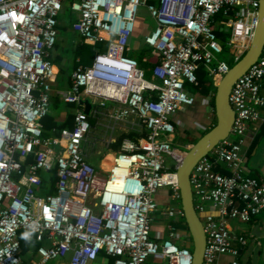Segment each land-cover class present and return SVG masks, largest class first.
Listing matches in <instances>:
<instances>
[{
	"label": "built area",
	"instance_id": "built-area-1",
	"mask_svg": "<svg viewBox=\"0 0 264 264\" xmlns=\"http://www.w3.org/2000/svg\"><path fill=\"white\" fill-rule=\"evenodd\" d=\"M64 2L0 0V264H48L68 256V264H92L101 255L112 264H147L150 258L191 264L187 231L169 224L166 237L151 234L154 213L184 219L181 205L159 206L155 199L167 188L170 200L180 203L176 168L188 148L171 143L173 117L194 104L187 85L197 84L199 66L215 86L230 67L219 55L228 49L236 63L246 52L258 0L66 1L76 5L71 30L94 55L75 67L61 91L66 104L78 107L72 128L46 136L41 120L49 113L56 76L50 55ZM140 7L154 24L144 36L146 67L128 54ZM263 77L264 45L232 85L229 137L190 173L205 233L202 264H218L223 254L239 264L247 241L232 234L230 221L264 214V182L247 173L242 153L250 124L264 123ZM81 97L100 109L111 106L109 118L137 119L144 128V136L121 141L108 169L84 157L91 124ZM20 233L29 243L25 253Z\"/></svg>",
	"mask_w": 264,
	"mask_h": 264
},
{
	"label": "crops",
	"instance_id": "crops-1",
	"mask_svg": "<svg viewBox=\"0 0 264 264\" xmlns=\"http://www.w3.org/2000/svg\"><path fill=\"white\" fill-rule=\"evenodd\" d=\"M67 2L76 3V0H70ZM66 6L69 5L66 4ZM75 10L76 5L74 6V8H72V21L74 20ZM59 22L60 21L58 19V24ZM70 26H68L65 31L68 34V38L67 35H62L61 37H58V40L66 49L71 48V50L74 51L77 45L83 41H81L77 34L71 30ZM146 34H144L143 36H145ZM143 46L144 43L142 44V47ZM129 51H131V49ZM93 55L94 49L93 54L90 55L88 63H79V57H77L75 60L79 64H89L92 60ZM73 56L74 55L71 53H68L67 56H65V53H63L59 49L55 50L54 48L50 55V59L54 66L56 76L55 81L51 85L48 114L52 118L51 121H55L58 124L65 123V126L61 130L65 128H72V120L69 119H71L74 111L76 110V108H78L74 104H66L62 100L61 95V91L66 88L69 81V72L71 74L75 69L68 68V66H71L72 64L74 65ZM60 66H63V71H60ZM260 91L264 96V77L261 82ZM205 98V96L196 93L194 104L178 111L173 117L175 132L170 136L173 146H179L180 148L184 149L189 148L204 134L205 131H208L214 125L215 115L213 110L208 106V104H206ZM81 100L82 97L80 98V103ZM90 104L92 105V112L88 114V116L91 119V117L95 115V113H98L100 108L94 105L91 101ZM70 123L71 127H69ZM41 126L44 135H57L56 129L54 127L45 128L43 123L41 124ZM243 140L242 153L246 171L250 176H253L264 182V123L254 122L250 124L243 137ZM111 143H113V141ZM110 144V150H83L86 161L97 169L105 168L107 166L105 160L108 159V157H110L111 160L113 154L118 150L112 149L110 147ZM155 199L159 206L176 207L180 205L179 202L170 200L169 190L167 188L160 189L157 192ZM169 224H173L179 231L185 232V230L182 229L181 226L182 219L173 221L172 219L167 218L166 216H163L157 212L153 215V221L151 225L152 236L161 235L163 237H166ZM230 225L232 234L234 236H243L247 241L246 245L240 250L239 264H264V214L256 216L249 222H239L236 220H232L230 221ZM234 245L238 246L236 242H234ZM151 259L155 262L161 261L160 259L150 258L147 261V264H150L149 261ZM230 259L231 258L229 255H220L218 258V264H229ZM23 264H28V262L25 261ZM92 264H109V260L106 256L101 255Z\"/></svg>",
	"mask_w": 264,
	"mask_h": 264
},
{
	"label": "water",
	"instance_id": "water-1",
	"mask_svg": "<svg viewBox=\"0 0 264 264\" xmlns=\"http://www.w3.org/2000/svg\"><path fill=\"white\" fill-rule=\"evenodd\" d=\"M264 45V0H258V21L248 49L234 63L215 85L213 111L214 125L187 150L185 157L176 168L180 194V205L184 213L187 232L192 242V263L202 264L205 248V233L202 222L194 208L190 173L196 162L207 155L217 143L230 135L234 111L229 103L232 85L257 60Z\"/></svg>",
	"mask_w": 264,
	"mask_h": 264
},
{
	"label": "rangeland",
	"instance_id": "rangeland-1",
	"mask_svg": "<svg viewBox=\"0 0 264 264\" xmlns=\"http://www.w3.org/2000/svg\"><path fill=\"white\" fill-rule=\"evenodd\" d=\"M66 1H70V0H65V2ZM65 2L64 5L62 6L60 13H62V15L66 17V15L70 13L67 10ZM153 27L154 24L151 18L149 17L148 12L144 7H140L138 11V16L136 18L134 32L129 42L131 53H135L139 51V48H141L142 44L144 43L143 35L146 34L148 31H150ZM62 35L63 36L67 35L68 38V34L65 31L58 33V37H61ZM219 57L222 58L223 55H219ZM188 87L189 84L187 85V88ZM192 93L194 95L196 94L194 92ZM81 104L84 105L83 111L86 114H90L92 112L91 111L92 105L90 104V100L88 98L82 97ZM208 106L213 110L209 102H208ZM110 108L111 106L109 108L100 109L98 113H95V115L91 117L90 119L91 127L83 143V150H110L109 144L112 141L115 142L117 138L122 134H124V138H139L140 135L144 134L145 132L144 128L141 122L138 121L137 119L128 122L125 120H114L112 118H109L107 114H108V109ZM187 247L189 248L192 247L191 241L188 243ZM68 261H69V256L61 261L56 260L53 262H49L48 264H59V263L68 264ZM149 262L150 264H166L164 260H161L160 262L156 261L157 262L156 263L151 259Z\"/></svg>",
	"mask_w": 264,
	"mask_h": 264
},
{
	"label": "trees",
	"instance_id": "trees-1",
	"mask_svg": "<svg viewBox=\"0 0 264 264\" xmlns=\"http://www.w3.org/2000/svg\"><path fill=\"white\" fill-rule=\"evenodd\" d=\"M66 7H67V10L69 11L70 14H67L66 17L64 15H62V13L59 14L58 19H59L60 22L57 25L58 33L66 31V28L68 26H70V24L72 23V15H71L73 13L72 8L70 6H66ZM63 16L65 17V19H64ZM62 20H63V22H61ZM215 31H216V33L218 34V36L220 38H223L224 35H223L222 32L219 31V29H216ZM54 49L55 50L59 49L60 51L65 53V56H67L68 53H71V54L74 55L73 56L74 65L72 64L71 66H68L69 69L75 68L76 65L79 64V63H88L90 55L93 54V46L90 45V44H87L86 42H80L77 45V47L75 48V50L72 51L71 48L66 49L62 45V43L58 42V40H57V42H56V44L54 46ZM147 52H148L147 48L143 46L142 48L139 49L138 52L131 53V51H129L128 54L130 56H132V57H135L141 63L142 66L146 67L147 64H143L141 62V58ZM222 55H223L222 58H224L227 61L228 65L230 67L235 63L232 60V58L229 57L230 55H229L228 49H225L224 53ZM77 57H79V60H80L79 63L76 62V60H75ZM59 69H60V71H63L64 68H63V66H60ZM70 75L71 74L69 72L68 78L70 77ZM196 78H197V84L189 85V87H188L189 90L191 92L200 94L202 96L209 97V104L213 108V99H214V93H215V86L213 85L212 78L208 75V73L206 72V70H205V68L203 66H199L198 69L196 70ZM56 103H58V102H56ZM72 118H73V116L69 120H72ZM51 120H52V118L49 116V114H47L41 120V124L43 123L45 128L54 127L56 129V133L59 134L60 130L65 126V123L58 124L57 122L51 121ZM69 127H71V123H70ZM144 134H145V132H144ZM144 134L140 135L139 137L144 136ZM123 138H124V134L120 135L115 142L110 144V147L112 149H114V150H117L119 148L120 143L123 140ZM131 139H137V138H131ZM217 169L219 170V168H217ZM51 179L53 180L54 176H52ZM181 226H182V229L187 231V226H186V223H185L184 219H182V225ZM19 239H20L21 252L25 253V251L28 248V244L29 243H28V241L23 239L21 233H20ZM108 260H109V264H112V258L108 257Z\"/></svg>",
	"mask_w": 264,
	"mask_h": 264
},
{
	"label": "bare ground",
	"instance_id": "bare-ground-1",
	"mask_svg": "<svg viewBox=\"0 0 264 264\" xmlns=\"http://www.w3.org/2000/svg\"><path fill=\"white\" fill-rule=\"evenodd\" d=\"M105 162L107 163V166L105 167L106 169L110 168L112 159L110 160V157H108V159L105 160Z\"/></svg>",
	"mask_w": 264,
	"mask_h": 264
}]
</instances>
